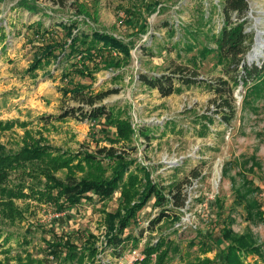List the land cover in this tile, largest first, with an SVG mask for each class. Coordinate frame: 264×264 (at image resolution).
I'll return each mask as SVG.
<instances>
[{
	"label": "rangeland",
	"instance_id": "rangeland-1",
	"mask_svg": "<svg viewBox=\"0 0 264 264\" xmlns=\"http://www.w3.org/2000/svg\"><path fill=\"white\" fill-rule=\"evenodd\" d=\"M18 1L0 2V30L4 29L6 37L0 40V122H13L10 129H0V144L5 152L13 154L24 148L28 143L24 140L25 130L32 132L36 139L42 136L46 144L70 155L110 148L105 140L117 138L115 129L108 126L104 118L91 119L86 115L94 108H113L115 115L127 120L134 131L131 141L120 142L114 145L115 149L126 160L134 161V166L144 167L153 181L166 188L168 198L172 197L169 192L173 187L180 184L176 203H183V206L178 210L167 206L172 208L171 213H178L180 220L164 219L149 232L145 229L147 224L155 220L161 210L153 206L152 199L137 222L124 232V237H133L137 243L129 241L121 258L116 259L110 249L103 247L108 233L106 214L116 212L118 193L108 200L98 197L83 200L62 214H58L52 204L39 205L31 198L17 200L15 206L24 211L22 221L10 223L0 214V242L3 243L5 236L8 238L0 251V264H17L19 258L21 264L29 260L34 264H78L76 261L62 263L50 254L45 239L63 232L78 246L98 249L96 258H87L82 264H119L132 248L143 250L161 237L175 240L179 246L177 253L168 255L165 264H194L198 258H217V246L222 243L220 230L229 220H232L234 232L251 233L260 248L261 256H248L246 263L264 264V221L256 217L248 219L246 209L236 202L239 189L246 194L248 202L255 200L264 213V87L252 95L242 85L234 87L231 103L235 106V117L226 126L220 121L221 115L216 113L219 99L206 87L182 86L178 93L161 97L156 90H149L138 81L141 73L168 75L179 65L191 69L187 60L201 47H213L207 37L208 28L195 33L200 5L204 7L206 18L212 14L214 28L211 29L216 33L220 27V1L100 0L94 3L80 0L76 3L74 0H29L38 10L36 14L16 7ZM154 2L158 3L156 10L150 13L147 7ZM248 2L246 28L253 34V43L244 62L261 67L264 66V0ZM76 4L85 5L87 16L78 13ZM38 21H42L43 29L51 32L43 43L67 41L61 24L73 22L75 29L100 30L124 43L131 40L134 43L131 58L128 60L115 53L121 64L116 68L101 67L93 73V79L75 74L73 62L67 61L62 65L53 61L32 74L29 68L40 55L38 48L42 43L30 28ZM165 23L176 29L175 36H170L163 26ZM187 31L195 36V39H188L195 47L191 52L186 51L185 39L179 43ZM132 32H136V36L131 38ZM257 44L261 48L260 56L251 61L248 56ZM59 54L57 51L56 55ZM60 59L63 62L66 56ZM75 61L84 64L80 57ZM216 63L215 55L200 63L198 80H228V75ZM76 83L91 85V91L85 94L107 90L113 93L91 107L70 94L63 97L61 92L70 90ZM79 108L80 112L72 111ZM64 113L68 116L58 119ZM66 173L67 170L62 169L56 176L64 179ZM12 179L13 183L19 181L15 176ZM197 233L211 237L208 245L211 250L205 255L198 252L197 245L189 247L191 241L197 242Z\"/></svg>",
	"mask_w": 264,
	"mask_h": 264
},
{
	"label": "trees",
	"instance_id": "trees-1",
	"mask_svg": "<svg viewBox=\"0 0 264 264\" xmlns=\"http://www.w3.org/2000/svg\"><path fill=\"white\" fill-rule=\"evenodd\" d=\"M2 1L0 0V2ZM74 1L78 3L80 0ZM87 1L95 3L100 0ZM219 1L218 17L220 18V27L216 33H213L211 29L214 28L212 14H209L206 18V12L202 11L204 7L200 5L199 12L201 14L198 17L195 33L200 32L202 28H208L207 37L212 42L213 47L205 46L198 49L197 53L187 60V64L191 65V69L187 65H179L175 66L168 75L149 76L141 73L138 76V81L147 89L156 90L161 97L178 93L182 86H204L219 99L220 103L217 106L216 113L221 115V123L229 126L235 117V106L231 103L234 87L242 85L250 95L259 93L264 87V66L259 67L254 63L247 65L244 62V57L253 43V34L248 32L246 28L249 23L248 0ZM156 3L154 2L147 7L150 13L155 12ZM16 7L32 14H36L38 11L35 4L30 3L29 0H19ZM76 8L80 15L87 16L84 4H76ZM61 26L66 31L68 39L64 43L57 40L43 43L45 38L51 36V32L43 29L42 21H38L34 27L30 28L35 38L40 39L42 43V46L38 48L40 55L34 58L29 68L32 74L39 69L50 66L53 61L58 62L60 65L67 61L66 63L73 62L75 74L93 79V73L99 71L101 67H118L121 64L118 54L128 60L131 58L130 52L134 47L131 40L124 43L123 40H118L116 37L100 30L91 29L90 32H87L79 27L75 29L73 22L63 23ZM144 26L145 24H143V30ZM163 26L167 28L170 36H175L176 29L166 23ZM0 32L2 33L0 36L2 39L0 40H4L6 38L3 33L4 29ZM190 33L192 32L187 31L186 35L179 41V43H182V39H185L183 44L186 46L187 52L195 49L188 42L190 38L195 39L194 34ZM132 34L131 38L136 36V32H132ZM66 50H68L67 54L65 53ZM145 50L147 49L144 48ZM57 51L60 53L59 55H56ZM211 55L217 57L216 66L222 67L221 71L228 75V80L223 78H219L214 82L198 80V65ZM62 56H66V60L63 62L60 59ZM78 57L82 59L84 64L79 65L81 62L75 61ZM85 63L86 66L83 67ZM77 65L80 67H77ZM240 67L241 69H239ZM185 72H189V74H184ZM69 74L71 75V73ZM88 91H91V85L76 83L73 88L63 90L61 93L63 97L70 94L73 99L80 98L79 100L91 107L113 93L107 90L96 94L93 92L85 94ZM81 110L79 108L72 111L80 112ZM67 116L68 113H64L58 119H64ZM86 117L91 119L104 118L106 124L115 129L117 138L115 140H105L110 143V148H98L95 153L84 152L70 155L46 144L42 136L36 139L32 132L27 130H25L24 140L28 143L20 151L8 154L5 152L4 146L0 144V214L10 223H15L24 219V211L15 206L17 200L31 198L39 205L41 203L52 204L55 211L62 214L77 207L83 200L92 199V197L108 200L118 193L119 205L116 212L106 214L108 233L105 239L106 245L103 247L105 250L110 249L111 255L117 259L121 258L129 241L132 240L133 244L134 242L137 243V240L133 237H124V232L133 223L137 222L139 215L152 199H154L153 206L161 210L155 220L147 224L146 231H153L154 226L164 219L180 220L178 213H171L172 208L167 206L172 205L177 210L183 206V203H176L181 185L174 186L173 190L169 192L172 197L171 199L168 198L165 194L166 188L153 181L144 167L134 166V161L126 160L124 155L118 153L114 145L131 141L134 131L127 120H122L120 116L115 115L113 108H94L93 112L86 115ZM16 123L19 124V122ZM19 125L26 127V124ZM12 126L13 122H0V129L6 130ZM145 137L147 136L145 135ZM105 165L109 167L106 168ZM62 169L67 170L64 179L56 176V173ZM109 170L111 172L107 176L106 173ZM13 176L19 179L17 183H13ZM254 190H257V188H254ZM246 198L245 193L242 194L241 190H236V202L246 209L247 218L256 217L264 221V213L261 212L260 205L255 200H249L250 202H248ZM215 202L219 204V200L216 199ZM231 226L232 220L226 221L220 230V239L223 244L220 243L217 246V258L212 260L198 258L194 264H249L246 263V257L261 256L260 248L256 244L253 235L249 232L238 234L232 230ZM51 231L53 232V230ZM67 235L63 232L58 235L53 234L52 239H45L50 248V254L54 258L60 259L62 263L76 261L78 264H82L85 259H94L99 255L95 246L90 248L78 246ZM6 237H4L3 243L0 242V251L2 246L8 243ZM1 239L2 232L0 230V241ZM179 239L182 240L183 238L180 237ZM195 239L197 242L191 241L189 247L197 245L198 252L201 255L210 252L211 247L208 245L211 237L208 234L197 233ZM178 248L179 246L175 243V240L161 237L156 243L147 245L142 250L143 260L136 261L133 264H165L168 255L177 253ZM153 256H155V259ZM19 259L17 264H21ZM26 264H34V261L29 260ZM251 264L259 263L255 261Z\"/></svg>",
	"mask_w": 264,
	"mask_h": 264
},
{
	"label": "built area",
	"instance_id": "built-area-1",
	"mask_svg": "<svg viewBox=\"0 0 264 264\" xmlns=\"http://www.w3.org/2000/svg\"><path fill=\"white\" fill-rule=\"evenodd\" d=\"M124 258L121 259L119 264H133L136 261H141L144 259V254L140 247H136V248H132L128 252V255L126 256V258L125 259Z\"/></svg>",
	"mask_w": 264,
	"mask_h": 264
},
{
	"label": "bare ground",
	"instance_id": "bare-ground-1",
	"mask_svg": "<svg viewBox=\"0 0 264 264\" xmlns=\"http://www.w3.org/2000/svg\"><path fill=\"white\" fill-rule=\"evenodd\" d=\"M261 43H262V42H261ZM260 51H261V48H259V44H257V45L254 47L253 51L249 54L248 59L251 60V61H253V60L259 58V56H260Z\"/></svg>",
	"mask_w": 264,
	"mask_h": 264
}]
</instances>
